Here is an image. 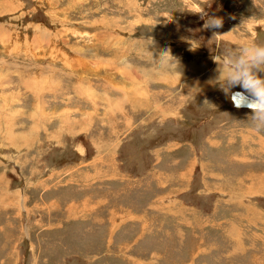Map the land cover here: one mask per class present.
<instances>
[{
	"label": "rangeland",
	"instance_id": "374dc122",
	"mask_svg": "<svg viewBox=\"0 0 264 264\" xmlns=\"http://www.w3.org/2000/svg\"><path fill=\"white\" fill-rule=\"evenodd\" d=\"M244 43L264 0H0V264H264V133L209 82Z\"/></svg>",
	"mask_w": 264,
	"mask_h": 264
},
{
	"label": "clouds",
	"instance_id": "9594fccd",
	"mask_svg": "<svg viewBox=\"0 0 264 264\" xmlns=\"http://www.w3.org/2000/svg\"><path fill=\"white\" fill-rule=\"evenodd\" d=\"M199 14L202 19L207 17L204 29L222 28V18L209 17L204 11ZM224 35L213 31L212 39ZM148 45L143 49L142 55L150 57L153 70L180 79L182 74L180 63L170 51L162 50L154 58L153 52L148 51ZM213 59L217 67L214 77L209 82L217 87L226 98H230L235 107L246 106L251 112L249 119L253 130L257 133H264V76H261L264 73V45L244 43L234 49L225 48L223 51H218ZM235 88H240L242 91L233 92ZM205 104L209 102L205 100L203 105Z\"/></svg>",
	"mask_w": 264,
	"mask_h": 264
},
{
	"label": "bare ground",
	"instance_id": "6f19581e",
	"mask_svg": "<svg viewBox=\"0 0 264 264\" xmlns=\"http://www.w3.org/2000/svg\"><path fill=\"white\" fill-rule=\"evenodd\" d=\"M233 104V103H232Z\"/></svg>",
	"mask_w": 264,
	"mask_h": 264
}]
</instances>
